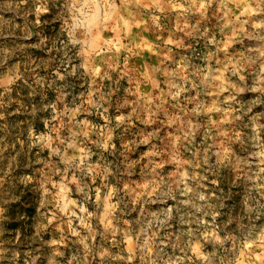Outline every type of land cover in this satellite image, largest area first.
<instances>
[{
	"label": "rangeland",
	"instance_id": "374dc122",
	"mask_svg": "<svg viewBox=\"0 0 264 264\" xmlns=\"http://www.w3.org/2000/svg\"><path fill=\"white\" fill-rule=\"evenodd\" d=\"M0 264H264V0H0Z\"/></svg>",
	"mask_w": 264,
	"mask_h": 264
},
{
	"label": "trees",
	"instance_id": "16d2710c",
	"mask_svg": "<svg viewBox=\"0 0 264 264\" xmlns=\"http://www.w3.org/2000/svg\"><path fill=\"white\" fill-rule=\"evenodd\" d=\"M18 214H19V213L14 214L13 217L16 218V217L18 216Z\"/></svg>",
	"mask_w": 264,
	"mask_h": 264
}]
</instances>
